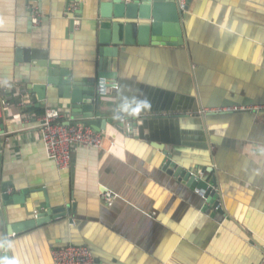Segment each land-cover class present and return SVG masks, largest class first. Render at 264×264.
I'll use <instances>...</instances> for the list:
<instances>
[{
  "label": "crops",
  "instance_id": "crops-1",
  "mask_svg": "<svg viewBox=\"0 0 264 264\" xmlns=\"http://www.w3.org/2000/svg\"><path fill=\"white\" fill-rule=\"evenodd\" d=\"M90 5L0 0V100L7 101L0 106V264L3 254L7 264H50L51 250L67 243L86 245L92 264H258L264 0H191L180 8L186 45L119 46L117 87L98 96L95 114L104 121L103 143L77 144L69 166L58 169L38 119L49 107L68 121L69 104L53 84L38 99L32 87L45 83L46 68L31 50L46 51L52 68L66 69L82 88L95 86L99 68L111 64L99 53ZM32 10L38 24L29 21ZM169 158L204 181L214 175L223 211L163 169ZM3 194L24 203L6 204ZM47 207L65 215L9 234Z\"/></svg>",
  "mask_w": 264,
  "mask_h": 264
},
{
  "label": "water",
  "instance_id": "water-1",
  "mask_svg": "<svg viewBox=\"0 0 264 264\" xmlns=\"http://www.w3.org/2000/svg\"><path fill=\"white\" fill-rule=\"evenodd\" d=\"M191 0H185L183 9H187ZM82 10V7L81 9ZM79 10V12H80ZM31 12V11H30ZM89 18L94 21L98 34V40L103 44L99 49L101 56L110 60L111 67L99 68L97 79L103 78L107 82H115L117 78V49L119 46L135 44L136 42L152 43L178 46L186 45L182 18L185 12L180 9L179 0H91L88 12ZM31 14V13H30ZM31 16L29 17L30 21ZM112 45V47H105ZM46 51L32 49V59H36L38 65L46 68L45 83L35 85L33 90L37 93L38 99L45 100L46 84H53L57 87L58 95L68 100L70 119L66 123H82L90 126L95 131L104 129L103 120L95 117L98 108V96L95 94V86L82 88L78 84L79 79L71 77L66 69H53L48 61ZM108 58V59H107ZM101 62H105L101 59ZM158 149L163 150V145L153 144ZM163 169L173 174L179 181L188 187H195L197 190H204V197L211 203L218 212H222L218 206V196L214 190V175L212 183L200 179L195 173L176 165L170 158L166 161ZM212 167H204L203 171H212ZM6 204L24 203V198L17 194H3ZM62 212V213H61ZM62 207L46 210L36 214L34 218L20 225H11L9 234L22 228L26 229L37 224L50 221L52 216L55 218L64 216ZM7 255H2L3 264L6 262Z\"/></svg>",
  "mask_w": 264,
  "mask_h": 264
},
{
  "label": "built area",
  "instance_id": "built-area-1",
  "mask_svg": "<svg viewBox=\"0 0 264 264\" xmlns=\"http://www.w3.org/2000/svg\"><path fill=\"white\" fill-rule=\"evenodd\" d=\"M180 8L184 7L183 0L179 1ZM69 10L72 8L69 7ZM31 11L30 21L32 24L39 23L38 15ZM116 88L117 82H107L103 78L97 79L95 85L96 95H105L108 88ZM7 104L6 99L0 100V106ZM264 109V106H262ZM41 141L45 152L55 163L58 169H65L69 166L73 147L83 144L87 147L99 148L103 143L104 135L100 131L93 130L90 126L82 123H66L62 120V114L53 108L47 107L38 119ZM130 126L126 125V134H130ZM113 145V142H110ZM8 191V190H7ZM201 190L200 194L204 195ZM110 199L111 195L106 193ZM93 256L90 249L84 244L67 243L66 245L51 250L50 264H92ZM258 264H264V255Z\"/></svg>",
  "mask_w": 264,
  "mask_h": 264
}]
</instances>
